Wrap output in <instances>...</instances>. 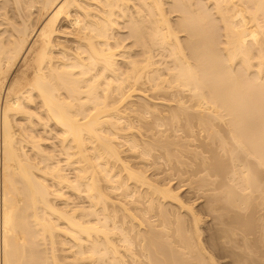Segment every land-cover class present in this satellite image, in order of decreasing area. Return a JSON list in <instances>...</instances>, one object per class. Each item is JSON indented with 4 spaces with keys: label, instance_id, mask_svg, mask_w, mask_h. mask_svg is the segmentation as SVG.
I'll list each match as a JSON object with an SVG mask.
<instances>
[{
    "label": "bare ground",
    "instance_id": "1",
    "mask_svg": "<svg viewBox=\"0 0 264 264\" xmlns=\"http://www.w3.org/2000/svg\"><path fill=\"white\" fill-rule=\"evenodd\" d=\"M160 106L186 123L162 131ZM193 143L241 236L264 208V0H0V264H219L183 187L148 174Z\"/></svg>",
    "mask_w": 264,
    "mask_h": 264
},
{
    "label": "rangeland",
    "instance_id": "2",
    "mask_svg": "<svg viewBox=\"0 0 264 264\" xmlns=\"http://www.w3.org/2000/svg\"><path fill=\"white\" fill-rule=\"evenodd\" d=\"M66 38H68L67 36L65 37L64 36V38L63 37H61L60 38V40H63L64 41V39L65 40H67ZM71 38H69V40H70ZM148 94H152V93H148ZM152 96V95H151ZM161 96H163V95H161ZM168 96L169 95H166V97L167 98H165V96H163L162 98H164V99H171L170 97L168 98ZM185 96V95H184ZM159 97H160V95H159ZM138 100V99H137ZM161 107V108H160ZM159 107V110H161V113L164 115V116H167L168 115V111L170 112L171 110L170 109H173L172 107L170 108L169 106L167 107V106H165V109H167L166 110V114L164 113V109L162 108V107H164V106H160ZM162 109L164 110V111H162ZM173 111H176L175 110V108L173 109ZM173 111H171L172 113H173ZM171 115V113L169 114V116ZM162 116V115H161ZM164 116H162L161 118L164 120V122H166V124L168 123H172V119H171V116L169 117L170 118V120L168 121V116H167V119H166V117H164ZM151 118L152 117H150V119H149V117H147L146 119L148 120H150L151 121ZM145 119V120H146ZM153 119V118H152ZM161 119V120H162ZM178 119V118H177ZM182 119H185L184 118V116L182 117V118H180V119H178V120H180L179 122H180V125H181V121H183ZM136 120V121H135ZM133 122H134V124L135 125H137V126H139V125H141V123L142 122H140L139 120H141V121H143L142 120V118L141 119H139V120H137V119H135ZM144 120V122H143V124L145 123V122H147V120L145 121ZM149 120H148V123H149ZM163 120H162V122H163ZM166 120V121H165ZM174 120V119H173ZM176 120V119H175ZM174 120V121H175ZM177 120V121H178ZM171 121V122H170ZM176 121V122H177ZM139 124H138V123ZM161 122V123H162ZM163 122V123H164ZM175 122V123H176ZM179 122L177 123V124H179ZM193 122H196V126H197V124H199V123H197V121H195V120H193ZM192 122V123H193ZM163 123H162V125H163ZM174 123V122H173ZM183 123H186V121L184 120L183 121ZM146 124V123H145ZM150 124H152V123H150ZM168 124H167V126L166 125H163V128H162V125H161V130L162 129H164V130H162V131H166L167 133H168V131H169V133H170V131H171V129H172V132H173V129L174 128H176V126H177V124L176 125H172L173 126V128H171V129H167L166 130V128H169V126L171 127V125H169L168 126ZM193 124H195V123H193ZM193 124H191L192 126H194ZM149 126V128L147 127V126ZM145 126H143V125H141L140 126V130L141 131H138L137 133H138V135H139V137L141 136H143V135H145V136H143L142 138L144 139V137H146L147 136V138H148V135H147V133L149 134V132L146 130L145 131V129H147L148 128V130H151L150 129V126L151 125H149V124H146ZM143 126V127H142ZM164 126H166V127H164ZM183 126H185V124H183L181 127H183ZM195 126V127H196ZM144 127H146L145 129H144ZM195 127L193 128L194 129V132H195V134H200L199 136H201V133H199V132H202V136H201V138L202 137H205L206 135V133H204V131H200V130H202V127H200V124H199V126L198 127H196L197 129H195ZM201 129H200V128ZM155 128V127H154ZM153 128V130H156V129H154ZM177 128H178V126H177ZM176 128V130H178ZM180 128V127H179ZM185 129H186V127H184ZM180 129H182V128H180ZM179 129V130H180ZM200 129V130H199ZM183 130V129H182ZM197 130H198V132H197ZM142 131H145L144 133L142 132ZM181 131V130H180ZM141 132V133H140ZM171 132V133H172ZM182 132V131H181ZM181 132H178V134H180V135H183L184 133H186V132H182V134H181ZM206 132V131H205ZM204 133V134H203ZM141 134V135H140ZM185 135V134H184ZM204 135V136H203ZM149 136H150V134H149ZM199 136H197L196 138L198 139V137ZM141 137H140V139H141ZM151 137H149V139H146V140H148V141H151V139H150ZM200 137H199V140L201 139ZM203 139V138H202ZM181 141V140H180ZM202 140H200L199 141V143H198V141H195V143H196V145L193 143L192 145H190L189 147H194V145H195V147L196 146H199L200 147V142H201ZM197 143H198V145H197ZM181 144V143H180ZM153 145V144H152ZM155 146V148L157 149V146H156V144L154 145ZM153 146V147H154ZM176 147V145H173V147L171 146L170 148L172 149L171 151H172V154H174L175 155V158L176 157H178L177 155L179 154L180 155V152H181V158H179L181 161H182V163H181V161L178 159V158H176V159H178L177 161L179 162V164H178V162H177V164L178 165H176V163L174 162L176 159H174V157L172 158V155L171 156H169V158L167 159V157H168V155L167 154H165V152H164V149L163 148H161L160 149V147H158L159 149H157V151L155 150V148L154 149H152V150H155L153 153V155H156V156H154L155 158L153 159L152 157H151V159L153 160V162L151 161V163H153L152 165H154V167L153 168H150L149 170H148V174H150V176L152 177H154L155 176V174L156 173H159L160 174V176H161V179H166V180H169V179H171L172 180V183H173V185H174V187H178V188H180L181 186L183 187V188H185V189H183L182 187V189H181V191H180V195H181V197L184 199V201L186 202V203H188V204H190L192 207H193V209H195L194 211L196 212H198V213H200L199 215H200V217H201V223H200V232H201V237L203 238L202 240H203V245L205 246V248L207 249V251L209 252V254H211V255H213V257H214V259L216 260V261H218L219 262V264H238L237 262H242V263H239V264H264V240H262V237L264 238V217H262L264 214H263V210H264V208H263V206L261 207V208H263V209H260V207L257 209L258 210V212H257V210L255 211L256 213V215L255 216H258V217H256L254 220V226H253V228L252 229H250L249 231L247 230V231H242L241 232V230L240 229H238L237 228V231H236V227L233 225V220H231V218H229V219H226L225 221V223L226 224H228L229 225V227L230 228H233L237 233H243L244 235H245V237H243V234H241L240 233V235L242 236V238H241V236H239L238 234L237 235H235L234 236V234H232V232L230 231H228V233H229V236H227L228 235V233H227V235L225 234V236H222V235H224L223 233H225V232H223L224 230H222V228L224 227V226H222L221 224L219 225V226H217L216 224H218V223H216V222H219L218 221V219H214L215 217V215H217V214H215V213H211V212H208V208H206V207H208V204L206 205V203L205 202H207V199H208V195L207 194H209V193H207V191L205 192V190H207L206 189V187H205V181L203 180V181H200V178L199 177H203V176H201L202 174V172H201V170L203 171L204 169V167H201V165L199 166V167H201V168H196V167H194V166H196V164H195V162H194V160H192L191 161V159H192V157L194 156V155H192L193 153H191V150H195V147L194 148H190L189 150L190 151H187V152H184L183 150L181 151L180 149H178V150H176L177 148H175ZM124 148L123 149H125L124 150V152H123V154H124V156H125V158L126 159H128V161L130 162L131 161V165L132 166H134L133 164L135 163V167H138L137 165H139V164H141V162H140V160H141V158H140V156L138 157L137 155H135V154H132L129 150H127L128 148H126V145L125 146H123ZM180 148L182 147L181 145L179 146ZM185 147V146H184ZM201 148H202V150H203V146H201L200 147V149L197 147L196 148V150L197 151H199V150H201ZM205 148V147H204ZM182 149H184V148H182ZM173 150H176V152L175 151H173ZM180 150V151H179ZM186 150V149H185ZM128 151V152H127ZM130 152V153H129ZM161 152L164 154V157H165V155H167L166 157H165V159L167 160H165V159H163V155L161 156L160 154H161ZM174 152V153H173ZM190 153V155H189V153ZM134 153V152H133ZM184 153V156L182 155ZM186 153V154H185ZM126 154H127V156H126ZM138 154V153H137ZM188 154V155H187ZM135 155V156H134ZM139 155V154H138ZM152 155V156H153ZM173 155V156H174ZM187 155V156H186ZM160 158H159V157ZM179 156V157H180ZM187 158H186V157ZM137 157V158H136ZM182 157H184L183 159H182ZM136 158V159H135ZM139 158H140V160H139ZM158 158V159H157ZM170 158H172V159H170ZM191 158V159H190ZM195 158V157H194ZM130 159V160H129ZM137 159L139 160V161H137ZM185 159V160H184ZM196 159V158H195ZM158 162H157V161ZM172 160V161H171ZM198 159H196L195 161H196V163L198 162L197 161ZM154 161H156V162H154ZM163 161H165V163L163 162ZM188 161V163H186ZM139 162V163H138ZM170 162H172V163H170ZM186 163L187 165H185L184 167L187 169V171H188V173L186 172V169L184 168V167H181V166H183V165H181V164H183V163ZM192 162H194V163H192ZM155 163V164H154ZM156 163H157V165H156ZM161 163V164H160ZM170 163V164H169ZM181 163V164H180ZM192 164H194L192 167L191 166H189V165H192ZM198 165H199V163H197ZM181 165V166H180ZM140 166V165H139ZM155 166H157V167H155ZM189 166V167H188ZM134 167V168H135ZM182 168V169H181ZM189 168H193L192 170H194L195 171V168L197 169V170H199V169H201V170H199L200 172V174L198 173V175L196 176V173H197V171H192V170H190ZM181 169V170H180ZM181 171L180 172V174H181V177H182V179H180L181 177H180V174H179V171ZM184 171V172H183ZM190 171V172H189ZM191 171H192V173H191ZM193 172L195 173V176H196V178L193 176L194 174H193ZM182 173H183V176H182ZM186 175H185V174ZM203 173H205V171H203ZM189 176H190V178H189ZM191 176L192 177H194L195 179L193 180V178H192V181L196 184V182H201V183H203L202 184V187L203 188H205V189H203L202 187H200V185L199 186H197L198 185V183H197V185H195L194 183H193V186H192V181H190L191 180ZM184 178H186L185 180H184ZM189 178V179H188ZM199 178V181H196V179H198ZM164 179V180H165ZM180 179V180H179ZM189 180V181H188ZM181 181V182H180ZM188 182H189V184H188ZM191 182V183H190ZM186 183H187V185H186ZM206 185H207V187L209 188L210 186L208 185V182L206 183ZM185 186V187H184ZM191 186L193 187V188H191ZM195 186H197L196 188L197 189H194L195 188ZM216 186V185H215ZM212 187V186H211ZM214 187V186H213ZM143 188V187H142ZM142 188H140V190L142 189ZM145 189H147L146 187H144ZM142 189L141 190V192L142 193H145L147 190H145V189ZM202 188V189H201ZM199 189H201V190H199ZM199 192H198V191ZM202 190H204V193H203V191ZM210 197V196H209ZM118 198V197H117ZM191 202V203H190ZM193 204V205H192ZM167 205V208H169V206H170V204L168 205V204H166ZM130 206V205H129ZM172 207H173V204H172ZM171 209V208H170ZM173 209H174V207H173ZM132 211H133V209H131ZM260 210H262V214H261V211ZM131 211V212H132ZM154 211V210H153ZM153 211H151V212H149V215H153L155 212L157 213V211L155 210V212H153ZM196 212V213H197ZM259 212H260V214H259ZM136 217H135V219H134V222L136 221V218H139V217H141V212H136V211H133L132 212ZM139 213V214H138ZM153 213V214H152ZM155 213V214H156ZM182 213V212H181ZM197 213V214H198ZM210 213V214H209ZM121 215H120V217H122L123 218V214L122 213H120ZM182 214H184V216L187 218V214L186 213H182ZM139 215V216H138ZM211 215V216H210ZM214 215V216H213ZM261 215V216H260ZM119 217V218H120ZM157 217V216H156ZM214 217V218H213ZM158 218V217H157ZM172 218H174V217H172ZM121 219V218H120ZM140 219V218H139ZM138 220V219H137ZM140 221V220H139ZM138 221V222H139ZM138 222H135V223H138ZM216 226V227H215ZM234 226V227H233ZM218 227V228H217ZM222 227V228H221ZM228 227V228H229ZM221 228V230H219ZM216 229H218L219 230V232L216 230ZM238 230L240 231V232H238ZM245 232H248V234L247 233H245ZM219 233H221V234H219ZM221 235V236H220ZM231 235H233L232 237H231ZM263 235V236H262ZM236 236H238L239 237V239L236 237ZM248 238H247V237ZM222 237H224V238H222ZM236 238V239H234V238ZM219 238V239H218ZM232 238V239H231ZM243 238H245V239H243ZM210 239V240H209ZM233 239L235 240V241H233ZM242 239H243V241H242ZM221 240V241H220ZM231 240V241H230ZM247 241L248 243V247H245V246H247V244H246V242L245 241ZM227 241H228V243H227ZM233 241V242H232ZM238 241V242H237ZM237 243H241L240 245L242 246V244H243V246L241 247L240 245H238ZM245 243V244H244ZM234 244H236L237 246H239L240 248H237V246L236 245H234ZM221 245V246H220ZM245 245V246H244ZM207 246V247H206ZM235 246V247H234ZM227 247H229V249H231L230 250V252L232 251V249L233 250H237L236 252H233L232 251V253H230L229 252V249L227 248ZM235 248V249H234ZM247 248V249H246ZM251 250L252 249V251H249V249ZM239 249H240V251L242 250V252H239ZM243 249L245 250V252L243 251ZM248 250V251H247ZM211 252V253H210ZM237 252H239V253H237ZM247 252V253H246ZM239 254L240 255V253H243L244 254V257L241 255V257H243L242 259L243 260H240V261H237L235 258H236V255L235 254ZM246 253V254H245ZM232 254V255H231ZM234 254V255H233ZM235 257V258H234ZM241 259V258H240ZM236 260V261H235ZM64 264H68V262H64ZM69 264H72V263H69ZM127 264H128V262H127Z\"/></svg>",
    "mask_w": 264,
    "mask_h": 264
}]
</instances>
